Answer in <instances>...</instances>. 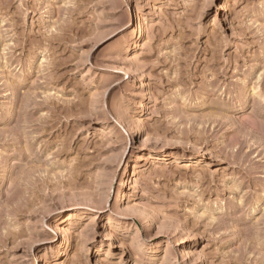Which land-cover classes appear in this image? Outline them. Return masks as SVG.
<instances>
[{
	"label": "rangeland",
	"instance_id": "374dc122",
	"mask_svg": "<svg viewBox=\"0 0 264 264\" xmlns=\"http://www.w3.org/2000/svg\"><path fill=\"white\" fill-rule=\"evenodd\" d=\"M0 264H264V0H0Z\"/></svg>",
	"mask_w": 264,
	"mask_h": 264
},
{
	"label": "bare ground",
	"instance_id": "6f19581e",
	"mask_svg": "<svg viewBox=\"0 0 264 264\" xmlns=\"http://www.w3.org/2000/svg\"><path fill=\"white\" fill-rule=\"evenodd\" d=\"M143 108H144V100H142V101L139 103L137 109H143Z\"/></svg>",
	"mask_w": 264,
	"mask_h": 264
}]
</instances>
